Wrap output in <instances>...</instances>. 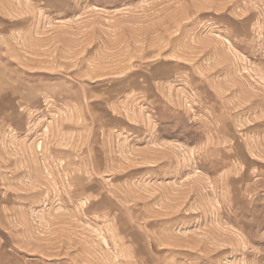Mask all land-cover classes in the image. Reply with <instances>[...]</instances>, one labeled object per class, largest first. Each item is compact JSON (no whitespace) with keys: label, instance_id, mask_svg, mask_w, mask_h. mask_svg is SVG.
Returning a JSON list of instances; mask_svg holds the SVG:
<instances>
[{"label":"rangeland","instance_id":"obj_1","mask_svg":"<svg viewBox=\"0 0 264 264\" xmlns=\"http://www.w3.org/2000/svg\"><path fill=\"white\" fill-rule=\"evenodd\" d=\"M0 264H264V0H0Z\"/></svg>","mask_w":264,"mask_h":264},{"label":"bare ground","instance_id":"obj_2","mask_svg":"<svg viewBox=\"0 0 264 264\" xmlns=\"http://www.w3.org/2000/svg\"><path fill=\"white\" fill-rule=\"evenodd\" d=\"M9 86V85H8ZM14 90V89H13Z\"/></svg>","mask_w":264,"mask_h":264}]
</instances>
